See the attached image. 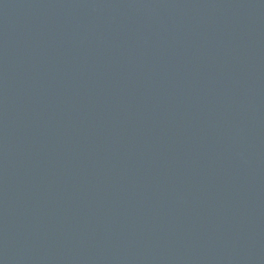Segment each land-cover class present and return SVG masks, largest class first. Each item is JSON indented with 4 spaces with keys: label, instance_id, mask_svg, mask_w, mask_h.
Returning <instances> with one entry per match:
<instances>
[{
    "label": "water",
    "instance_id": "water-1",
    "mask_svg": "<svg viewBox=\"0 0 264 264\" xmlns=\"http://www.w3.org/2000/svg\"><path fill=\"white\" fill-rule=\"evenodd\" d=\"M0 264H264V0H0Z\"/></svg>",
    "mask_w": 264,
    "mask_h": 264
}]
</instances>
